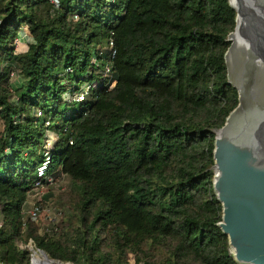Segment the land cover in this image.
Segmentation results:
<instances>
[{
  "label": "trees",
  "instance_id": "16d2710c",
  "mask_svg": "<svg viewBox=\"0 0 264 264\" xmlns=\"http://www.w3.org/2000/svg\"><path fill=\"white\" fill-rule=\"evenodd\" d=\"M235 19L228 0H0V264H31V242L73 264H238L213 189ZM61 176L72 211L42 234L28 198Z\"/></svg>",
  "mask_w": 264,
  "mask_h": 264
},
{
  "label": "water",
  "instance_id": "95a60500",
  "mask_svg": "<svg viewBox=\"0 0 264 264\" xmlns=\"http://www.w3.org/2000/svg\"><path fill=\"white\" fill-rule=\"evenodd\" d=\"M228 1L236 26L224 58L239 102L214 142L213 189L222 206L217 226L238 264H264V7L261 0ZM236 34L247 48L236 45Z\"/></svg>",
  "mask_w": 264,
  "mask_h": 264
},
{
  "label": "rangeland",
  "instance_id": "374dc122",
  "mask_svg": "<svg viewBox=\"0 0 264 264\" xmlns=\"http://www.w3.org/2000/svg\"><path fill=\"white\" fill-rule=\"evenodd\" d=\"M261 5L264 7V0H261ZM32 41L31 35L28 31V26L23 25L21 30L19 31L15 42H16V48L18 51L22 52L27 50L28 44ZM11 84L16 88L17 86L20 85L22 82V78L20 77L19 73L17 71L14 72V74L11 76ZM22 92V89H14L13 94L15 97H20ZM0 130H2V124L0 122ZM55 141V136L53 133L48 132L46 135V148H50L53 145V142ZM71 185L69 182V179L66 177L61 176L58 179V182L54 185L51 186L49 189L48 186H44L41 190L38 191H32L29 195L28 202H27V207L25 209L26 215H28V212L31 210L32 206L41 200V205L43 206L44 209V216L42 220L39 222V226L41 230H45L46 228H51L52 223L51 218H54L58 212H66L69 213V211H72L69 209V206L67 204V201L65 198H62V195H67L70 192ZM51 210L50 214L51 217H48L46 215V211ZM0 223H1V218H0ZM61 223H60V228L59 232H56L55 236H57L61 232ZM28 249L31 251V264L33 263L34 259V253L37 252L35 250H38L36 246L31 242L28 246ZM49 257V256H48ZM49 259H51L49 257ZM53 260V259H51ZM56 261V260H53ZM60 262V261H56ZM64 264H73L69 262H60ZM128 264H138L135 256L133 254L130 255L129 258V263Z\"/></svg>",
  "mask_w": 264,
  "mask_h": 264
},
{
  "label": "built area",
  "instance_id": "2783aa9c",
  "mask_svg": "<svg viewBox=\"0 0 264 264\" xmlns=\"http://www.w3.org/2000/svg\"><path fill=\"white\" fill-rule=\"evenodd\" d=\"M108 72H109V69H108ZM88 89H89V87L86 86V87H84L83 90H81L77 94H75L74 95V101L77 102V103L83 102L85 100V95L87 94ZM49 160H50V157L47 158V161L44 163V166H42L40 168V170H39V178H44L45 173H46V170H47V167L49 165ZM50 182L53 183V180L50 179ZM44 186L45 185H44L43 182L38 181L35 184L33 191L34 190L35 191L41 190ZM50 212H51V210H47L46 211V215L48 217H51ZM28 216L33 221H36V222H40L42 220V218L44 216V209H43V206L41 205V200H39L38 203H36V204H34L32 206L31 210L28 212ZM60 217H61V212H58L54 218H51V221L50 222L52 223V226L53 227L46 228L45 230H41V233L42 234H52L54 231H56L57 230V222L60 219ZM27 247L26 246H21L22 249H26Z\"/></svg>",
  "mask_w": 264,
  "mask_h": 264
},
{
  "label": "bare ground",
  "instance_id": "6f19581e",
  "mask_svg": "<svg viewBox=\"0 0 264 264\" xmlns=\"http://www.w3.org/2000/svg\"><path fill=\"white\" fill-rule=\"evenodd\" d=\"M234 5H235V3H234ZM234 41H235V43H236V45L238 47L244 46V47L247 48V44H245L240 39L238 34H236V36L234 37ZM33 263L34 264H64V263L56 262V261H53V260L49 259V257H47L44 253H42L40 251H37V252L34 253Z\"/></svg>",
  "mask_w": 264,
  "mask_h": 264
},
{
  "label": "crops",
  "instance_id": "0c3cea01",
  "mask_svg": "<svg viewBox=\"0 0 264 264\" xmlns=\"http://www.w3.org/2000/svg\"><path fill=\"white\" fill-rule=\"evenodd\" d=\"M27 207V206H26Z\"/></svg>",
  "mask_w": 264,
  "mask_h": 264
}]
</instances>
